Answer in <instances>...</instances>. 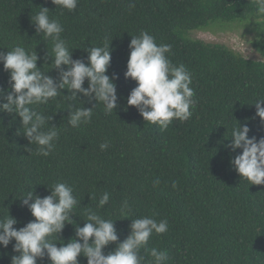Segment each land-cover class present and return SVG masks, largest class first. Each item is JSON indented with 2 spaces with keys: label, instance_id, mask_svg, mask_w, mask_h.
Returning <instances> with one entry per match:
<instances>
[{
  "label": "trees",
  "instance_id": "obj_1",
  "mask_svg": "<svg viewBox=\"0 0 264 264\" xmlns=\"http://www.w3.org/2000/svg\"><path fill=\"white\" fill-rule=\"evenodd\" d=\"M41 6L48 7L50 18L63 25L61 37L74 59L87 62L84 48L110 45L112 58L106 74L118 76V107L106 114L97 103L91 122L74 128L67 123L69 105L92 107L95 101L83 94L84 104L70 101L63 96L69 91L63 89L55 100L38 106L37 111L54 117L45 129L55 124L59 132L54 150L46 157L37 155L36 145H30L20 117L0 112V218L11 214L18 221L14 228L25 226L35 217L19 197L28 191L44 197L50 194L48 185L64 182L78 201L73 224L67 223L59 234L65 243L75 236L74 224L84 226L85 213L91 209L116 220L118 242L130 234L133 218L166 219L168 230L153 233L146 246L166 252L165 264H264V184L250 185L241 178L230 157L243 149L232 152L225 147L239 122L248 123L250 138L264 137V122L253 104L264 99V14L258 13V0H78L74 11L59 8L51 0H0V51L16 44L36 48L43 70L50 67L44 66V54L51 42L36 33L31 20ZM215 21L252 24L257 33L252 45L262 60L191 36ZM141 31L152 35L158 45H171L168 58L191 73L192 115L185 121L174 118L164 131L146 122L136 106L127 105L128 95L137 86L124 75L129 43ZM47 74L58 77V70ZM9 76L0 62V86L5 89ZM84 86H88L87 78ZM102 142L109 147L101 150ZM157 178L160 183L154 185ZM104 191L110 193V200L99 208ZM125 200L130 207L122 213ZM118 242L107 245L104 253ZM14 243L13 239L7 248L0 246V264H11L17 254ZM56 243L59 247L60 241ZM140 254L142 264H153L145 249ZM79 259L87 264L83 255ZM37 264L51 261L45 257Z\"/></svg>",
  "mask_w": 264,
  "mask_h": 264
},
{
  "label": "clouds",
  "instance_id": "obj_2",
  "mask_svg": "<svg viewBox=\"0 0 264 264\" xmlns=\"http://www.w3.org/2000/svg\"><path fill=\"white\" fill-rule=\"evenodd\" d=\"M59 8L74 11L78 0H51ZM258 13L264 14V0H258ZM56 7V8H57ZM50 9L41 6L40 10L31 16L36 33L42 34L44 41H50L44 54V66H38V55L21 44H16L7 52L0 51V62L4 70L10 73L5 89L0 86V112L6 111L21 118L23 134L30 145H36V154L48 156L54 150V141L58 138L57 126L45 129V125L53 120V115L46 116L36 108L47 105L55 100L63 89L69 91L63 96L70 101L79 100L80 94L95 101L92 107H76L70 104L67 108V123L76 128L81 124L91 122L92 109L100 103L106 114H111L118 107L117 75L106 74L112 58V49L105 42L103 46L84 48L88 53L87 62L84 58H73L72 49L61 37L63 25L56 18H50ZM37 46V45H36ZM129 59L125 78L137 82L127 97L128 106H136L146 122L158 124L162 131L166 130L172 120L185 121L192 115L190 107L194 106V90L191 73L183 64L175 65L166 54L171 52V45L157 44L155 38L147 31L132 35L129 43ZM51 61V63H48ZM67 66V67H65ZM50 69L58 70V77L48 75ZM87 78L88 86L85 87ZM256 116L264 122V99L253 103ZM248 123L234 125L231 132V142L225 145L232 152L243 149L241 154L230 157V164L250 185L264 184V137H249ZM109 147L108 142L100 144L101 150ZM31 151V147L28 149ZM154 185H159L157 178ZM176 187V182L172 184ZM50 194L44 197L35 191L22 194L21 203L31 211L34 220L29 221L19 229L13 225L18 221L11 214L0 218V246L7 248L13 244L11 264H37L38 259L47 257L51 264H81L79 257L83 255L87 264H142L145 249L153 258V264H165L168 255L157 248H146L153 233L162 234L168 230V221L159 222L151 216L133 218L129 224L130 234L119 241L115 221L106 219L97 212L88 209L83 218L86 223L75 225V236L67 243L59 235L67 223H72L74 208L78 201L73 194V188L64 182L48 185ZM91 194V193H90ZM95 196L91 194V200ZM110 193L104 191L98 199V207L103 208L109 203ZM130 206L125 200L120 211L125 212ZM130 216H125L127 218ZM73 224V223H72ZM60 241V246H57ZM62 241V242H61ZM82 241V242H81ZM118 242L116 247L107 254L104 249L110 243Z\"/></svg>",
  "mask_w": 264,
  "mask_h": 264
},
{
  "label": "rangeland",
  "instance_id": "obj_3",
  "mask_svg": "<svg viewBox=\"0 0 264 264\" xmlns=\"http://www.w3.org/2000/svg\"><path fill=\"white\" fill-rule=\"evenodd\" d=\"M260 19L254 18V20ZM252 24L239 22H212L207 28L194 30L191 36L207 42L222 43L247 58L262 60L260 53L253 47L252 40L256 37Z\"/></svg>",
  "mask_w": 264,
  "mask_h": 264
}]
</instances>
